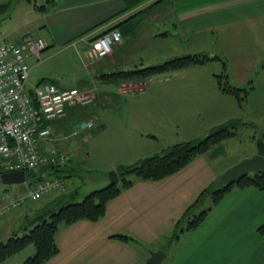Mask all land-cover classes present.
Listing matches in <instances>:
<instances>
[{"label": "crops", "instance_id": "0c3cea01", "mask_svg": "<svg viewBox=\"0 0 264 264\" xmlns=\"http://www.w3.org/2000/svg\"><path fill=\"white\" fill-rule=\"evenodd\" d=\"M7 1L0 0V5ZM170 1L175 0L161 1L146 12L151 14L159 5ZM230 1L228 3L224 0H212V2L209 0L203 1L201 4L199 1L197 6L188 8L183 13V17L181 16L185 26L183 34L188 39H191L192 36L193 40L195 35H204L207 31H222V28H229L234 23H237L238 26L244 24L252 29L254 38L261 45L256 48V51H261L256 52V57L253 56V53L249 55L252 61L246 63V67L243 68L245 76H242L241 79L236 75L233 76L232 72L230 75L228 74L229 82L232 85L239 88H252L249 90L247 99L242 104L239 103L234 96L222 92L216 82V90L213 89L214 93L211 96L213 97L212 101H214L213 111L217 112L216 117L220 118L221 121L204 119L209 124L205 126L204 134H209L215 128L236 120L240 126L237 129V134L230 138V141L239 139L242 135L241 131L247 130V145L252 155L257 152L256 141H264V62L261 65L264 58V54L262 55L264 52V0ZM25 2L27 0L20 1L14 9L24 5L22 3ZM216 3L229 4L228 7L220 10L225 11V13L216 12V10L211 11L217 9L215 8ZM36 7L38 9L41 7L39 10L42 15L39 21H42V26L45 27V38L50 44L49 47L57 42L73 44L80 41L84 43L87 53L89 44L93 39L117 27L123 32V40L115 45L116 52L114 50L112 55L98 61L99 64L103 61L99 69L103 74L111 75L115 73V70H119L128 63L125 61L124 53L120 51L125 45L138 40V36H127L124 33L133 29L135 22L139 21L138 17H134L135 19L130 17L133 10L139 9V7H134V2H126L125 0H45L43 5H36ZM163 11L167 12L165 8ZM164 35V37L168 36ZM25 36L30 35L15 38L13 42H21ZM157 38L156 34L151 35L150 41ZM193 45L195 46V44ZM198 48H200L199 45L189 54H199ZM219 58L221 59V57ZM212 61H208V63ZM194 67L196 65L181 70L189 72ZM251 68H261L257 77V80L260 81L259 85L256 77L249 75ZM104 69H109L110 72L107 73L103 71ZM119 81L123 92L146 89L145 82L136 83L132 81V85L137 87L136 90H131L124 88L127 84H123L125 83L123 80ZM224 96L229 98L225 99ZM257 99L261 102L255 103L254 100ZM206 105L204 103V106ZM257 108H261L260 112L262 113L260 115ZM67 118L64 121L61 118L50 123V140L45 143L43 152H47L52 147L68 153L74 152V154L81 150L79 138L68 144L64 137H61L62 130H65L64 123ZM215 123L219 124L213 125ZM157 134L149 127L145 131L141 129L136 131L134 137L149 143L159 139ZM92 135L87 133V135H83V138L88 139ZM60 141L63 143L58 144ZM219 149H214L194 158L184 168L164 179H135L129 188L123 190L107 203L105 214L97 221L82 219L68 225H61L55 235L58 252L44 264H144L150 257L151 251L160 249L167 254L162 264L264 263V234L260 233V227L264 224V191L253 189L236 190L227 195L218 208L211 212V216L205 225L196 229L192 234L183 233L169 248L163 247L165 240L173 233L176 223L181 220L189 206L204 190L219 182V177L228 170L229 167L218 165L219 155H216L215 151ZM158 153L161 152L156 151V149L144 151L136 162ZM75 162L78 164L72 158L70 164ZM70 164L60 168L61 171L55 173L65 180L67 184L65 193L75 195L78 194V188L72 191V187L69 185L73 178L69 174L73 168ZM50 173L52 174L51 170L44 172L39 168L33 173V179L48 177L51 175ZM30 179L31 183L33 179ZM56 195L61 197L63 194L53 192L45 199L50 202ZM4 197L3 204L8 203L10 199L5 195ZM78 198L80 197H76V199ZM15 209L11 210L4 218H0V242H5L13 234L20 233L17 230L23 226L25 219L13 220V216L16 215ZM118 235L129 236L131 239L124 240ZM221 250L231 253V256L220 258L219 252ZM16 255L2 264H18L19 261L13 260L17 257Z\"/></svg>", "mask_w": 264, "mask_h": 264}, {"label": "rangeland", "instance_id": "374dc122", "mask_svg": "<svg viewBox=\"0 0 264 264\" xmlns=\"http://www.w3.org/2000/svg\"><path fill=\"white\" fill-rule=\"evenodd\" d=\"M161 1L168 0H147L135 7H139V9L132 11L130 17H138L139 21L135 22L133 29L124 33L127 36L136 35L138 40L132 41L127 46L125 45L120 51L124 53L126 63L128 62L119 69L120 71L154 66L176 57L193 55L189 53L199 45L200 48L197 50L199 54L219 56L222 62H227V65L230 62V66L227 67L229 75L232 72V75H236L239 79L245 76L243 68L246 67L247 62L252 61L249 55L253 53V56L256 57V52L261 51H256V48L261 45L254 38L251 28L244 24L238 26L237 23H234L229 28H222V31H207L204 35H195L193 40L192 36L191 39H188L183 34L185 26L181 16L188 8L197 6L199 1L201 4L203 1L209 0H175L159 5L151 14L146 12ZM224 1L231 2L230 0ZM44 3L45 0L27 1L22 3L24 5L13 8L10 13L0 12V42H13L15 38L24 35L45 38V27L42 26V21H39L42 14L36 7V5L41 6ZM228 3H216L215 8L218 10L213 9L211 11L216 10V12L225 13V11L220 10L228 7ZM164 8L167 12L163 11ZM258 33L260 34V31ZM154 34L158 38L150 41L151 35ZM164 34L168 36L164 37ZM114 50L117 51L115 46L113 47ZM248 51H251V53H248ZM263 54L264 52H262ZM89 60L84 43L79 41L73 44H70V42H57L43 53L41 60L31 59L29 61L31 70L28 87L37 85L40 82H52L60 87L88 90L93 98L92 102L86 104H67L65 108L66 115L62 117L63 119L58 118L52 121L53 123L59 119L64 121L68 116L61 137H64L68 144H71L76 138L81 140L79 144L81 150L77 154L59 149L78 162V164L76 162L70 164L73 168L69 171V174L73 176L69 185L72 187V191L78 188V194L67 193L62 197L56 195L50 202L46 201V197L39 201H28L15 209L16 215L13 216V220L25 219L23 226L17 230L22 235L37 223L34 219L37 215L57 211V209L70 202L82 201L94 189L109 185L110 171L122 166L133 165L144 151L148 152L156 149V151L164 152L177 143L198 141L208 135L204 134L206 131L205 126L209 125L204 119L221 121L220 118L216 117L217 112L213 111L214 101H212L213 97L211 96L214 93L213 89L216 90V76L222 72L221 61L196 65L189 72L181 70L154 75L145 82L146 91L123 92L118 79L109 78L110 74L106 75L100 71L99 66L103 61L99 64L98 61L91 63ZM263 62L264 58L261 65ZM119 70H115V72H119ZM103 71L110 72L109 69ZM260 71L261 68H251L249 72V75L256 77L258 85L260 81L257 80V77ZM234 72L236 73L234 74ZM123 81L125 82L123 84H127L124 87L125 89L136 90L137 86H133L132 81L125 79ZM224 98L229 97L224 96ZM252 99L254 98L252 97ZM254 101L255 103L261 102L258 99ZM204 103L207 105L204 106ZM257 109L260 115L262 113L260 112L261 108ZM85 121H92L94 126L80 135L73 136L72 134L78 125ZM149 127L154 133H158V140L147 143L134 137L136 131L140 129L145 131ZM87 133L93 135L89 136L88 139H84L83 135L85 136ZM241 134L239 139L232 141L226 139L214 147V149L220 148L215 151V154L219 155L218 165L220 167L231 168L240 161L254 155H251L248 150V139L246 138L248 131L242 130ZM61 143L63 141L58 144ZM71 161L72 159L69 163ZM217 184V188L230 186L225 197L236 190L264 191L255 188H238L235 185L236 183L225 186L219 181ZM24 187V183L18 185L4 184L0 175V194L3 193L2 195L7 196L9 199L17 194L22 195ZM76 197L80 198L76 199ZM223 200L218 204H213L211 197L205 199L203 206L193 211L191 218L185 221L186 229L179 233L178 237L185 232L192 234L196 229L205 225L211 216V212L217 209ZM202 210L207 212L203 211L205 213L202 215L203 218L200 223H196L189 228L188 225L201 216ZM260 233L264 234L261 231ZM173 237H175L174 231L165 240L164 248H169L174 243ZM35 251V245L31 243L20 251L13 260L19 261L18 264H23L28 257L35 254ZM219 253L220 258L231 256V253L225 250H221Z\"/></svg>", "mask_w": 264, "mask_h": 264}, {"label": "built area", "instance_id": "2783aa9c", "mask_svg": "<svg viewBox=\"0 0 264 264\" xmlns=\"http://www.w3.org/2000/svg\"><path fill=\"white\" fill-rule=\"evenodd\" d=\"M122 40L119 29L102 33L89 44V61L106 58ZM48 47L44 37L25 36L18 43L0 42V172H32L51 164L66 165L71 159L69 154L54 147L43 152L50 140V123L66 115L67 104H86L92 102L93 96L88 90L61 88L52 82L28 87L29 61L41 60ZM93 126L92 121L82 122L72 135H80ZM65 191L66 182L56 175L35 180L26 185L22 196L13 197L0 207V218L28 201Z\"/></svg>", "mask_w": 264, "mask_h": 264}, {"label": "trees", "instance_id": "16d2710c", "mask_svg": "<svg viewBox=\"0 0 264 264\" xmlns=\"http://www.w3.org/2000/svg\"><path fill=\"white\" fill-rule=\"evenodd\" d=\"M20 1L22 0H8L6 3L0 5V12L10 13ZM125 1L134 2V7H136L147 0ZM40 8L41 7H39V9ZM212 60H220L222 62L218 56H211L209 54L184 55L154 66L142 67L130 71L115 72L109 77L118 80L125 79L135 82H146L154 75L185 69L192 65L205 64ZM222 67L223 70L221 74L216 76L220 90L226 94L234 96L239 103L242 104L247 99L249 90L252 88H239L232 85L229 82V75L227 73V65L225 62H222ZM239 126L240 124L236 122V120L231 121L215 128L201 140L177 143L169 147L166 151L143 158L133 165L119 167L117 172L120 182L117 185H107L103 188L93 190L87 194L82 201L70 202L57 209V211L39 214L34 218L37 223L32 229H28V232L23 233V235L22 233L13 234L6 242H0V264L25 249V247L31 243L35 245V254L28 257L23 264H44L58 252L55 235L61 225H68L82 219L97 221L105 214L107 203L111 199L117 197L123 190L129 188L135 179L161 180L173 175L189 164L194 158L210 152L217 144L234 137L238 132L237 129ZM69 164V162L66 165L55 166L51 164L41 167V170L44 172L51 170L52 174L50 173L51 175L49 176H58L55 172L61 171L59 170L60 168H64ZM36 171L27 172L28 180L30 178L33 179V173ZM1 174L2 172H0V175ZM58 177L62 178L61 176ZM44 178L45 177H36L33 181L42 180ZM33 181H31V184ZM217 183L204 190L195 202L189 206L181 220L176 223L174 228L175 237L172 238L174 239V242L179 239V233L186 229L185 221L191 218V213L193 211H196V209L203 206L205 199L211 197L213 204H218L223 200L226 193L229 191L227 189L230 186L217 188ZM235 185H237L238 188H255L264 190V174H250L237 181ZM25 189L26 187H24V192ZM62 194L66 195V193ZM4 198V195L0 194V207L6 204H3ZM203 211L205 210H202V212ZM202 212L201 216H199L195 222L192 221L191 224L188 225L189 228L193 227L196 223H200L203 218L202 215L207 211ZM260 231L264 233V225L260 228ZM118 237L124 240L131 239V237L125 235H118Z\"/></svg>", "mask_w": 264, "mask_h": 264}, {"label": "water", "instance_id": "95a60500", "mask_svg": "<svg viewBox=\"0 0 264 264\" xmlns=\"http://www.w3.org/2000/svg\"><path fill=\"white\" fill-rule=\"evenodd\" d=\"M257 152L252 157L240 161L238 164L226 170L220 177L219 181L225 185L235 184L237 181L250 174H264V141H256ZM110 184L117 185L120 182L118 172L110 171ZM4 184L18 185L26 181L27 174L25 171H12L1 174ZM167 254L164 250H156L150 252V257L144 264H162Z\"/></svg>", "mask_w": 264, "mask_h": 264}]
</instances>
